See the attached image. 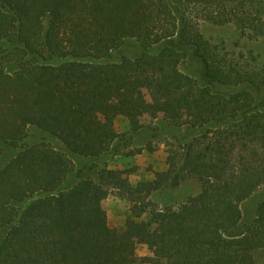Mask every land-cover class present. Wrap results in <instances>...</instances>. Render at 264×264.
Segmentation results:
<instances>
[{"label": "trees", "instance_id": "trees-1", "mask_svg": "<svg viewBox=\"0 0 264 264\" xmlns=\"http://www.w3.org/2000/svg\"><path fill=\"white\" fill-rule=\"evenodd\" d=\"M202 23L264 42V0H0V141L35 129L62 146L18 148L0 169V264H136L139 245L149 264H256L264 201L246 225L240 204L264 188V56L223 53ZM160 115L171 142L153 182L92 164L62 188L68 155L112 152L117 117L139 130ZM188 178L198 195L147 201ZM111 190L131 204L125 229L106 223Z\"/></svg>", "mask_w": 264, "mask_h": 264}, {"label": "rangeland", "instance_id": "rangeland-1", "mask_svg": "<svg viewBox=\"0 0 264 264\" xmlns=\"http://www.w3.org/2000/svg\"><path fill=\"white\" fill-rule=\"evenodd\" d=\"M203 37L215 47H218L223 53L237 54L252 52L261 57L264 56V42L250 41L240 36L239 32L233 25L215 26L202 23L199 26ZM136 49L133 43L124 45V51ZM11 70V64L7 65ZM187 66L183 65L181 70L187 72ZM139 130H134L128 120L119 116L114 121V129L119 138L115 147L109 155H105L98 160L81 159L68 155L72 162L73 172L67 178L63 189H69L77 183L82 177L94 174L91 169L97 165L99 168L107 167L112 170H121L129 183L138 188L142 183H151L155 179L157 172H164L167 169L166 142H171L169 135L166 134L169 128L160 115L157 119H151L147 116L137 120ZM39 143L52 145L56 150H62V146L52 137L43 134L35 129H30L27 138L17 147L7 146L0 141V169L15 155L18 148L31 146ZM92 164H95L92 166ZM81 172V173H80ZM80 173V174H78ZM199 183L188 178L181 182L178 188H166L153 192L147 199L150 205L158 208L165 206H177L189 197H194L200 193ZM264 201V188L256 190L250 197L240 204L242 213V225L250 223L256 213L257 206ZM103 211L106 223L111 228L125 229L126 220L130 216L131 204L118 197L117 191L111 190L110 195L102 200ZM146 215L141 220H146ZM4 233H0V241ZM151 253L145 246L136 247L135 259L136 264H149ZM256 264H264V254H258L255 257Z\"/></svg>", "mask_w": 264, "mask_h": 264}]
</instances>
